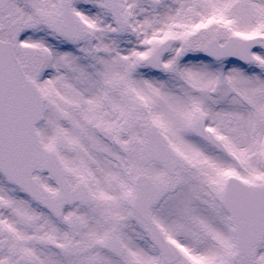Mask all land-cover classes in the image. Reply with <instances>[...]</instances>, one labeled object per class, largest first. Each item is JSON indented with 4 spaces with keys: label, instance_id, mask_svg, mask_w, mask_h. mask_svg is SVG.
I'll list each match as a JSON object with an SVG mask.
<instances>
[{
    "label": "snow or ice",
    "instance_id": "obj_1",
    "mask_svg": "<svg viewBox=\"0 0 264 264\" xmlns=\"http://www.w3.org/2000/svg\"><path fill=\"white\" fill-rule=\"evenodd\" d=\"M0 264H264V0H0Z\"/></svg>",
    "mask_w": 264,
    "mask_h": 264
}]
</instances>
